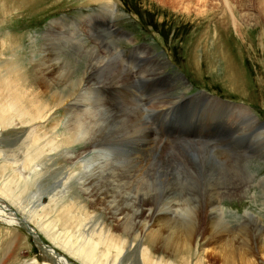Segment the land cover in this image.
<instances>
[{"label": "rangeland", "instance_id": "1", "mask_svg": "<svg viewBox=\"0 0 264 264\" xmlns=\"http://www.w3.org/2000/svg\"><path fill=\"white\" fill-rule=\"evenodd\" d=\"M0 45L2 58H17L14 64L21 63L28 73L34 66L33 53L38 59L44 47L52 53L59 48L61 55L75 64L74 80L85 66L86 53L92 54L90 58L105 55L111 65L106 66L107 70L115 74L104 83L107 86L97 84L90 88L108 110V105L113 107L111 114L120 110L133 116L138 104L150 138L163 145L157 149L161 150V157H167V166L190 160V148L209 145L233 164L244 160L252 177H246L236 192L220 196L225 212L219 220L229 224V236L253 222L252 213L264 223V140L260 145L259 128L251 126L244 109L247 107L264 124V0H0ZM121 67L127 70L128 77L125 70L120 71ZM101 69L105 70V66ZM233 79L239 86L230 82ZM225 103L237 104L238 108ZM15 123L0 126V185L12 176L6 158L15 156L24 162L28 149L34 152L33 143H27V133L19 129L17 120ZM42 162L46 163L42 165L43 173L29 177L27 188L19 196L24 200L20 207L1 192L0 202L4 200L36 227L42 243L47 244L44 249L58 251L68 263L85 264L52 238L65 239L88 232L78 216L96 207L83 200L85 196L79 192L61 201L57 196L62 187L57 160L52 157ZM243 169L244 166L239 170ZM143 178H138L140 184ZM189 183L186 185L198 191L195 196L202 198L204 192L197 189L205 183ZM26 185L23 180L19 187ZM210 197L211 192H207L203 202L195 197L192 203L200 205ZM72 200L74 206L70 205ZM77 200L88 204L82 212L78 210L81 204L76 207ZM35 205L41 211V226L48 225L53 237L22 208ZM178 212L174 213L177 219L185 218V212ZM210 220L203 213L202 224L206 228ZM217 228L226 229L223 225ZM247 231L255 238L253 229ZM113 232L121 233V228ZM30 234L22 226L10 225L0 218V264L48 262ZM216 247L212 244L207 249L206 260L209 258L210 264H222ZM103 252L100 246L98 256L103 257ZM133 253H124L121 264H142L141 259L135 262ZM247 257L252 261L246 262ZM114 258V253H110L108 263L112 264ZM173 258L181 264H194L197 260L194 252ZM236 260V264H264L260 244L245 258Z\"/></svg>", "mask_w": 264, "mask_h": 264}, {"label": "bare ground", "instance_id": "2", "mask_svg": "<svg viewBox=\"0 0 264 264\" xmlns=\"http://www.w3.org/2000/svg\"><path fill=\"white\" fill-rule=\"evenodd\" d=\"M50 50L44 47L38 59V55L33 53L35 61L30 73L24 71L26 68L23 69L21 63L14 64L17 58L3 59L2 49L0 51V126L11 125L17 120L19 129L27 133V143H33L34 148V152L28 149L24 162L15 156L6 158L10 162L12 176L0 185V192L5 198L20 207L24 200L19 196L27 188L29 177L42 174V165L46 164L42 161L55 157L62 184L57 190L58 198L63 201L67 196L79 192L85 196L83 200L96 207L92 211L85 210L83 216L77 215L80 224L89 229L88 232L80 233V236L78 232L77 237L70 235L57 239L50 233L48 225L41 226L38 205L22 208L37 220L42 229H46L57 244L85 264H109L110 253L115 255L112 264H121L124 253L130 255L132 251L135 252V262L141 259L142 264H181L173 256L183 252L196 254L194 264H210V259L206 260V253L212 244L217 245L216 253L222 264H236L237 257L245 258L246 253L258 244L264 254V223L260 216L251 212L254 221L231 236L227 234V221L220 223L219 220L225 212L220 196L236 192L246 177H252L246 171L248 163L245 164L243 160L244 163L233 164L228 157H222L209 145L190 148V160L167 166L164 160L167 157H161V150L157 149L163 145L157 139L150 138L149 128L142 120L143 113L138 104L135 112H132L133 116L120 110L112 115L113 107L108 105V110L102 98L92 93L90 87L97 84L107 86L105 82L114 73L107 70L106 66L110 63L105 55L97 54L98 57L90 58L92 54L86 53L85 66L74 80L75 64L72 60L63 57L59 48H55V53ZM101 66H105V70ZM124 70L127 72L121 67L120 71ZM127 75L128 72L125 77ZM230 82L239 86L234 79ZM225 104L238 108L237 104ZM244 109L251 126L259 128L261 145L264 124L247 107L244 106ZM242 166L245 167L243 171L239 170ZM1 168L5 170L4 166ZM138 178H143L141 184ZM23 180L26 186L20 188ZM189 182L205 183L197 189L204 192L202 198L195 196L198 191L186 185ZM207 192H211L208 201L200 205L192 203L196 198L198 202H203ZM76 198L79 199V196ZM176 198L180 199L175 201ZM83 200L76 202V207L82 205L78 207L81 212L88 205ZM70 205L74 206L75 201L72 200ZM176 212H185V218L177 219L174 216ZM203 213L211 218L209 228L202 224ZM0 218L10 225L29 226V233L40 238L36 227L28 225L29 220L20 216L4 200L0 202ZM218 225L226 229L217 228ZM120 228L121 233L113 232ZM248 229L255 231V238ZM100 246L104 248L101 253L103 257L98 256ZM44 255L52 262L50 264H76L68 263L51 248L45 249ZM250 261L249 258L246 260Z\"/></svg>", "mask_w": 264, "mask_h": 264}, {"label": "water", "instance_id": "3", "mask_svg": "<svg viewBox=\"0 0 264 264\" xmlns=\"http://www.w3.org/2000/svg\"><path fill=\"white\" fill-rule=\"evenodd\" d=\"M28 225H30L29 223H28ZM26 231H28V232H30V228H29V226H22ZM31 235V234H30ZM35 236V235H34ZM34 236L32 235V237H33V239H34V241L36 242V244L38 245V248L42 251V253L44 254V248H46V246H47V244H45L44 242L42 243V241H41V239L40 238H38L37 239V237H36V240H35V238H34ZM57 255L58 256H60V253L57 251Z\"/></svg>", "mask_w": 264, "mask_h": 264}]
</instances>
